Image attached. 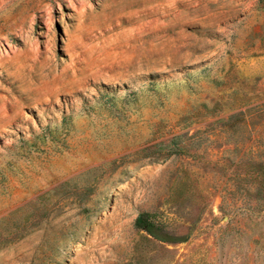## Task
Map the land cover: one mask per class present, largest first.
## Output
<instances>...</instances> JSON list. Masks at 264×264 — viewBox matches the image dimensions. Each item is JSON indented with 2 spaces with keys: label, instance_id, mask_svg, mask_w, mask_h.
<instances>
[{
  "label": "rangeland",
  "instance_id": "374dc122",
  "mask_svg": "<svg viewBox=\"0 0 264 264\" xmlns=\"http://www.w3.org/2000/svg\"><path fill=\"white\" fill-rule=\"evenodd\" d=\"M0 264H264V0H0Z\"/></svg>",
  "mask_w": 264,
  "mask_h": 264
},
{
  "label": "trees",
  "instance_id": "16d2710c",
  "mask_svg": "<svg viewBox=\"0 0 264 264\" xmlns=\"http://www.w3.org/2000/svg\"><path fill=\"white\" fill-rule=\"evenodd\" d=\"M135 227L137 229L143 230L149 235L157 238V239H163L162 236L158 235L155 230V225L151 222L150 217L146 213H142L138 215V217L135 220Z\"/></svg>",
  "mask_w": 264,
  "mask_h": 264
}]
</instances>
